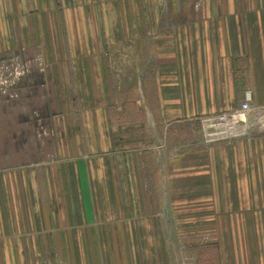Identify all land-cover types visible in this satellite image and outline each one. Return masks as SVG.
Returning a JSON list of instances; mask_svg holds the SVG:
<instances>
[{"label":"crops","instance_id":"0c3cea01","mask_svg":"<svg viewBox=\"0 0 264 264\" xmlns=\"http://www.w3.org/2000/svg\"><path fill=\"white\" fill-rule=\"evenodd\" d=\"M0 264H264V0H0Z\"/></svg>","mask_w":264,"mask_h":264},{"label":"rangeland","instance_id":"374dc122","mask_svg":"<svg viewBox=\"0 0 264 264\" xmlns=\"http://www.w3.org/2000/svg\"><path fill=\"white\" fill-rule=\"evenodd\" d=\"M232 125H236L235 121L231 122ZM231 124L225 125L224 120L211 119L200 120L199 122H193L189 124V128L181 129L177 132L170 131L165 135H161L166 141L168 149H174L176 147L181 149L193 148V145L199 143V138L203 137L205 143L208 142V135L210 132L218 133V139L226 138L227 133L231 132ZM199 133V135H198ZM200 138V139H201Z\"/></svg>","mask_w":264,"mask_h":264},{"label":"built area","instance_id":"2783aa9c","mask_svg":"<svg viewBox=\"0 0 264 264\" xmlns=\"http://www.w3.org/2000/svg\"><path fill=\"white\" fill-rule=\"evenodd\" d=\"M250 111L249 98H246L240 105V116L243 117Z\"/></svg>","mask_w":264,"mask_h":264}]
</instances>
